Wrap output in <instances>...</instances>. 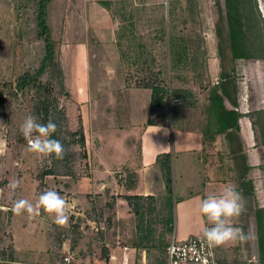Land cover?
<instances>
[{"label": "rangeland", "instance_id": "1", "mask_svg": "<svg viewBox=\"0 0 264 264\" xmlns=\"http://www.w3.org/2000/svg\"><path fill=\"white\" fill-rule=\"evenodd\" d=\"M37 1L0 0V264H66L69 251L62 243L81 236L75 252L101 264H110L109 246L134 254L117 264H166L172 206L157 196L144 199L136 213L125 187L135 177L142 128L156 118L147 112L151 89L142 85L156 79L164 87L166 117L174 99L202 110L224 67L236 81L237 98L250 108L264 107V58L232 60L227 47L220 58L216 26L224 0H48L46 21L58 66L40 80L52 86L65 112L61 125L75 130L81 120L86 156L73 145L76 154L61 172L43 174L53 157L31 151L20 131L32 115L33 90L15 87L17 77L36 70L44 55ZM255 1L263 25L255 14L248 35L252 50L262 54L264 0ZM50 190L70 205L66 231L43 208L35 215L12 211L18 200L35 205ZM249 207L237 217L240 233L214 244L224 263L264 264L259 208ZM69 264L80 262L74 257Z\"/></svg>", "mask_w": 264, "mask_h": 264}, {"label": "crops", "instance_id": "2", "mask_svg": "<svg viewBox=\"0 0 264 264\" xmlns=\"http://www.w3.org/2000/svg\"><path fill=\"white\" fill-rule=\"evenodd\" d=\"M236 101L237 106H232L228 99L224 104L241 114L238 129L224 132L217 131L213 124L207 126L208 119L213 120L207 112L209 99H206L202 110L192 103L179 105L182 101L174 99L176 105L172 116L168 113V117L162 114V107L151 108L148 105L150 118H156L142 128L138 160L132 163L135 177L129 179L125 187L129 195H164L162 199L167 201V207L173 208L171 228L179 240L203 234L205 229L212 227L201 212L202 201L212 195L219 197L226 187H235L241 193L244 211L256 203L258 208L264 207V140L260 133L261 121L255 120L254 113L264 107L254 104L250 108L242 99L237 98ZM233 131L238 140L228 134ZM167 152L172 155L170 194L156 161L157 155ZM98 184L105 188L101 178ZM104 190L106 192L107 189ZM237 217L230 218L228 225L239 228ZM81 245L82 236L73 244L68 241L62 243L63 249H68L80 264L102 263L99 258L92 259L90 254L78 255L76 252H80ZM109 250L110 263L121 262L122 257L127 261L133 260L134 254L128 249L109 246Z\"/></svg>", "mask_w": 264, "mask_h": 264}, {"label": "trees", "instance_id": "3", "mask_svg": "<svg viewBox=\"0 0 264 264\" xmlns=\"http://www.w3.org/2000/svg\"><path fill=\"white\" fill-rule=\"evenodd\" d=\"M48 0H38L37 8V27L39 33L44 40V55L39 66L34 71H26L19 75L15 82L16 89L30 88L33 90L32 95V115L36 116L41 123H47L52 119L57 124V131L52 134L53 139L59 140L67 150V154L62 160H57L53 155L54 165L43 171V174H53L67 166L68 162L74 158L75 151L71 149L73 145H79L82 157L86 156L85 137L83 126L79 119L78 128L70 130L61 125V120L65 118V112L58 107L57 99L53 94V88L50 84L44 83L40 77L48 68L56 69L58 66L55 60L53 43L50 37V29L46 21V3ZM107 4L108 1H103ZM225 10L219 6L220 23L216 26V35L218 37L217 50L221 59L225 57V47L229 49L230 58L249 59V58H264V53L257 54L252 50L254 43L249 39L248 33L253 27V18L255 14L259 16V11L256 7L255 0H224ZM258 22L262 24L261 17H258ZM263 25V24H262ZM176 46V45H175ZM175 50V48H174ZM147 81L142 86L151 89V106L162 107L165 105L163 97L165 89L157 81ZM228 99L232 106H237V84L230 72L222 67L219 75V80L213 85L209 94V104L207 112L212 115L213 120L208 119L207 126L213 124L217 131H227L238 129V118L240 113L235 109H228L224 100ZM257 118L262 119L260 125V133L264 140V109L254 112ZM258 119V121H259ZM259 121V122H260ZM151 123V122H149ZM231 132L233 139L238 140L235 132ZM171 153H161L157 155L156 161L160 167L162 178L165 183L167 193L172 192V172H171ZM61 168V169H58ZM128 199L134 200L133 209L136 213H140L141 202L144 199H153V196L130 195ZM257 228L259 231V245L261 257L264 260V207H260L256 213ZM66 231L65 228H61ZM106 258V256H105Z\"/></svg>", "mask_w": 264, "mask_h": 264}, {"label": "clouds", "instance_id": "4", "mask_svg": "<svg viewBox=\"0 0 264 264\" xmlns=\"http://www.w3.org/2000/svg\"><path fill=\"white\" fill-rule=\"evenodd\" d=\"M22 135L29 139V149L47 158L55 156L62 160L67 154L64 145L52 134L57 131V124L52 120L45 123L39 122L34 115H28L20 127ZM35 138H33V134ZM18 184V182H17ZM40 208L55 216V223L61 227L68 225L70 205L58 192L47 191L39 196L35 205L28 200H18L12 208L17 215L27 212L29 215L38 214ZM245 202L241 193L235 187H226L217 197L208 196L202 201L201 212L207 217L212 227L205 229L204 235L210 243L220 244L234 238L240 233L239 228L229 226L227 221L242 214Z\"/></svg>", "mask_w": 264, "mask_h": 264}, {"label": "built area", "instance_id": "5", "mask_svg": "<svg viewBox=\"0 0 264 264\" xmlns=\"http://www.w3.org/2000/svg\"><path fill=\"white\" fill-rule=\"evenodd\" d=\"M165 256L166 264H234L219 260L214 244L208 241L204 233L183 240L172 234L166 245ZM71 258V253L64 256L66 264L70 263ZM110 264L117 263L112 261Z\"/></svg>", "mask_w": 264, "mask_h": 264}]
</instances>
